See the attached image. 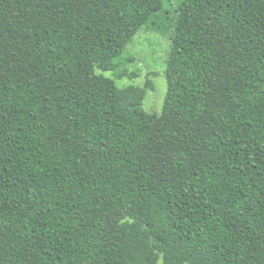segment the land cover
<instances>
[{"label":"trees","instance_id":"obj_1","mask_svg":"<svg viewBox=\"0 0 264 264\" xmlns=\"http://www.w3.org/2000/svg\"><path fill=\"white\" fill-rule=\"evenodd\" d=\"M163 0H0V264H264V0H183L158 117L119 88Z\"/></svg>","mask_w":264,"mask_h":264},{"label":"rangeland","instance_id":"obj_2","mask_svg":"<svg viewBox=\"0 0 264 264\" xmlns=\"http://www.w3.org/2000/svg\"><path fill=\"white\" fill-rule=\"evenodd\" d=\"M183 0H163V11L156 20L164 29L153 26L141 28L133 41L128 45L123 59L125 63L122 77L110 72L95 70L106 78H111L119 88L128 86L143 87L147 79H151L154 89L148 91L143 102V110L158 117L162 113L166 95V61L171 48V38L180 2Z\"/></svg>","mask_w":264,"mask_h":264}]
</instances>
